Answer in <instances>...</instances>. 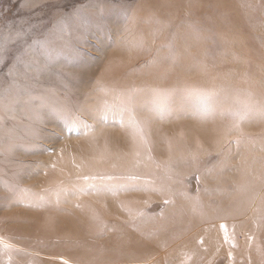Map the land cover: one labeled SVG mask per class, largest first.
Masks as SVG:
<instances>
[{"label":"rangeland","instance_id":"obj_1","mask_svg":"<svg viewBox=\"0 0 264 264\" xmlns=\"http://www.w3.org/2000/svg\"><path fill=\"white\" fill-rule=\"evenodd\" d=\"M186 35L203 67L232 85L187 90L198 103L169 98L181 114L150 122L165 136L216 123L223 134L171 165L146 146L140 167L150 173L96 186L125 189L124 214L85 237L61 238L78 206L69 191L49 195L62 188L50 183L57 160L136 118L102 80L122 63L120 79L132 84L170 78ZM67 256L75 264H264V0H0V264H73Z\"/></svg>","mask_w":264,"mask_h":264},{"label":"bare ground","instance_id":"obj_2","mask_svg":"<svg viewBox=\"0 0 264 264\" xmlns=\"http://www.w3.org/2000/svg\"><path fill=\"white\" fill-rule=\"evenodd\" d=\"M186 36L188 38V49L186 53H180L179 66L175 67L176 73L172 74L170 78H163L162 80L159 78V80L155 79L132 84L131 82H126L128 80L125 81L120 79L121 74L127 69L126 65L128 64L122 63L119 65L120 71L114 77L102 80L104 85L110 86L118 91L120 98L116 101L120 104L121 109H125V112L133 113L136 115V118L124 122L122 131L108 130L101 136L95 135L87 137V140H82V143L76 145V149L74 147V151L70 153V156H64L63 154L62 157L57 160V163L55 162L56 165L55 171L52 174L53 176L51 177L49 175V177H51L50 183H52L55 188L60 185L62 188H51L49 190V195L58 196L65 191H69V194L74 196L75 203L78 206V211H76L78 214L77 221H74L71 226H65L66 229L58 230L61 238L64 237L63 239L68 241L70 239L85 237L86 234L97 229V224H106L110 217L116 216L119 212H123L124 214V203L128 202V200H132V198H130L131 196L125 195V189L120 188L115 191V189L110 190L108 188L102 191L97 189L96 186L97 183L100 182H105L107 186H116L117 184L120 185L133 179L136 175L140 177L142 172H146L147 174L150 173L151 169L140 167L148 157L146 155L147 153L143 151V148L146 146L150 147L151 151L153 149L154 153L157 154V156L155 155V159L158 161V164L171 165L172 161L185 157L184 155L186 153L194 152L195 146L198 147V145H200L199 143H207L209 138H215L216 135L219 136V134H223L224 128L219 127L216 123L213 127L207 128H201L196 124L178 125L176 129H173L172 136H165L166 133L164 134V132L154 127L150 122L151 119H156V117L160 115L170 116V114H174L175 111L176 115L177 113L181 114L180 112L182 110H178L176 106L171 104V102L167 100L169 98L172 99L185 96L187 100L189 99L191 102L198 103L199 97L186 93L187 90L200 91L205 88H212L214 85L222 86V88L224 87L223 85H232V82H228V80L225 81L224 78L216 76L209 68L206 69L203 67V56L200 52H196L191 47V37L188 35ZM187 57L190 58V62L188 61L185 71L181 64L184 63ZM198 58L201 59V61H199ZM194 59L196 62H193ZM146 88L154 89L156 92L146 93L144 92L147 90ZM223 93L226 94L225 91ZM134 94L142 95L137 97ZM106 96L108 98L111 97L110 93L106 94ZM217 96L220 95L218 94ZM125 99L129 101L126 103ZM147 102H151V105H148ZM201 104L199 105L200 107ZM107 106V104H103L102 107L106 108ZM180 109H182V107H180ZM221 110L220 113L223 112L225 114L229 112ZM222 124L224 125V123ZM160 155L167 159L166 164H164V160H160ZM178 161L179 160H177V162ZM45 181L47 182V180ZM91 191L95 192L93 197H84L87 192ZM59 197L58 200L60 199ZM33 202L29 203L31 204ZM37 203H39V201ZM37 203H35V205ZM40 207L42 206L40 205ZM65 211L63 210V212ZM120 216H122V214ZM38 219L40 220L39 216ZM47 221L48 220L41 225L43 230L46 231L50 230ZM58 222L59 221H57V223ZM36 226L40 225L36 224ZM30 227L31 226H29V229ZM82 234H85V236ZM66 261L73 264L76 263L74 258L69 256H67Z\"/></svg>","mask_w":264,"mask_h":264}]
</instances>
